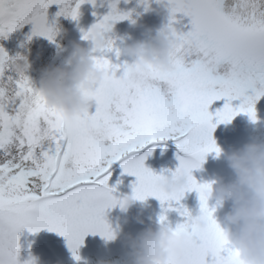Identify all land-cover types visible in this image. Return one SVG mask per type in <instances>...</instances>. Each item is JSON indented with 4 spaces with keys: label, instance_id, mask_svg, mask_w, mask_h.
I'll return each instance as SVG.
<instances>
[{
    "label": "snow or ice",
    "instance_id": "snow-or-ice-1",
    "mask_svg": "<svg viewBox=\"0 0 264 264\" xmlns=\"http://www.w3.org/2000/svg\"><path fill=\"white\" fill-rule=\"evenodd\" d=\"M95 0H0V36L7 37L25 25L31 34L54 42L55 28L46 19L52 3L60 5L57 16L77 21L83 3ZM120 0H109L110 11L82 32L87 41L93 29L106 30L129 13L119 12ZM125 3L128 0H124ZM147 10L148 0H141ZM168 26L176 31L178 47L168 73L152 72L145 84L131 79L127 62L108 58L119 50L113 41L94 56L105 73L93 89L91 109L71 121L47 107L28 76L8 69L10 58L0 48V264H18V233L41 229L56 232L67 243L73 259L88 234L111 238L105 210L119 201L108 187L107 173L122 161L123 174L135 177L132 196L140 201L157 199L166 213L176 211L184 222L170 228L168 264H239L222 228L216 223V205L209 207L210 183H198L192 172L209 154L219 155L213 139L217 125L246 115L256 122V102L264 96V0H165ZM187 17L190 30L178 33L176 15ZM95 15V13H94ZM251 91L252 95H247ZM223 107L209 111L217 101ZM239 101L233 107L232 102ZM215 121V122H214ZM90 124L107 127L110 138L89 133ZM172 140L188 185L180 193L161 192L154 174L144 166L141 149L156 141ZM195 192L206 231L193 223L180 204ZM177 207H173V205ZM25 264H34L29 257Z\"/></svg>",
    "mask_w": 264,
    "mask_h": 264
},
{
    "label": "clouds",
    "instance_id": "clouds-1",
    "mask_svg": "<svg viewBox=\"0 0 264 264\" xmlns=\"http://www.w3.org/2000/svg\"><path fill=\"white\" fill-rule=\"evenodd\" d=\"M154 2L165 6V0ZM148 10L149 5L145 11ZM128 20L130 26H136V20L130 17ZM59 35L61 30L55 29L53 39ZM113 36V25L106 30L93 29L89 34L87 47L72 43L71 51L62 66H46L40 70L39 80L33 83V86L48 108L68 121L91 109L94 102L93 89L99 88L105 76V73L97 68L94 56L99 55L110 40L114 43ZM177 47L176 31L165 23L149 39L123 46L119 50V56L130 61L127 64L131 79L137 85H142L154 71L159 73L172 71ZM29 55L30 50L25 48L23 54L17 53L10 58L8 69L12 74L23 77L31 70ZM231 122L223 125L227 127ZM88 131L102 140H108L111 135L107 127L94 124L89 125ZM219 149V155L213 158L222 157L234 178L225 182L222 177H217L208 182L210 183L206 193L208 201H214L217 207L226 202H230L231 205L221 219H216V223L222 228L228 245L238 251L239 264H264V142L252 139L242 147L227 152ZM202 165L196 170H200ZM176 169L158 181L157 187L161 192L173 195L186 189L189 173L183 169L179 171ZM117 200L119 202L109 210L118 206L124 214L143 202L132 195ZM136 219L137 223H143L139 219V214ZM193 223L200 231L207 230V221L201 213L193 217ZM111 233V238L103 239L106 243L121 239L122 245L129 250L128 264H168L171 255L169 251L171 231L168 226L160 224L156 230L146 228L135 237L128 234L122 236L119 228L111 229Z\"/></svg>",
    "mask_w": 264,
    "mask_h": 264
},
{
    "label": "rangeland",
    "instance_id": "rangeland-1",
    "mask_svg": "<svg viewBox=\"0 0 264 264\" xmlns=\"http://www.w3.org/2000/svg\"><path fill=\"white\" fill-rule=\"evenodd\" d=\"M108 2L109 0H95L94 5L87 2L83 3L79 8L77 21H72L64 16H57L60 5L52 3L47 9L46 19L50 24L55 21L53 27L61 30V35L57 36L54 42L50 43L48 39L40 36H32L31 40H28L27 37L31 34L32 26L25 25L8 34L6 38L0 36V48L9 58L14 57L17 53L23 54L25 48L29 49V60L32 63V68L25 75L32 83H37L42 68L63 65L71 51L72 43H79L81 47L88 46V42L81 39L82 32L87 31L100 18L108 14L110 11ZM148 5L149 10L145 11V6L141 0H128L127 3L120 0L117 4L118 11L129 13L130 19L136 20L137 24L135 27L130 26L128 19L114 23L115 49L120 50L126 44L145 41L154 36L162 24L168 23V11L165 6L157 5L154 0H148ZM173 27L178 33H186L190 30L191 25L187 17L177 14L176 23L173 24ZM108 58L117 63H130L123 56L116 60L113 53H109ZM249 92L252 95L251 91ZM238 103L239 101H233V107ZM223 104V100L214 102L209 111L214 113L223 107ZM255 111L257 116L255 123L250 121L246 115L241 114L237 115L227 127L219 124L212 134L217 147L227 152L242 147L252 139L257 142H264V96L256 102ZM148 152H151V155L146 156L144 166L154 174L167 176L179 166L178 149L172 140L153 142L141 149L137 155H145ZM214 156V153L207 155L202 168L193 170L192 175L198 183L211 182L217 177H222L225 182L234 178L223 158L214 159ZM121 163L122 161L113 164L107 173L109 176L108 187L115 189L113 196L117 199L132 195V185L136 182L135 177L123 174ZM180 204L193 217L199 213V201L195 192L186 193ZM213 206H215V202L209 201V207ZM230 206V202H226L222 206L216 207L214 218L221 219L229 211ZM173 207L177 206L174 204ZM138 214L143 223H137ZM161 214L160 202L153 197H148L142 204L138 203L131 208L127 214L122 213L118 206L111 210L106 209L105 220L111 229L119 228L122 236L125 234L134 236L146 228L156 230L160 225L159 216ZM166 217L167 225L172 229L178 223L184 222L185 219L176 211L167 212ZM17 243L19 247L18 264H25L29 257L35 260L36 264H69L67 254L71 252L67 247L66 240L56 232L41 229L39 232L31 233L28 229H22L18 233ZM128 251L119 238L114 242L106 243L100 235L88 234L78 249V255L82 260L93 259L94 264H100V262L128 264ZM85 261L83 264H88L89 261ZM92 262L90 263L93 264Z\"/></svg>",
    "mask_w": 264,
    "mask_h": 264
},
{
    "label": "bare ground",
    "instance_id": "bare-ground-1",
    "mask_svg": "<svg viewBox=\"0 0 264 264\" xmlns=\"http://www.w3.org/2000/svg\"><path fill=\"white\" fill-rule=\"evenodd\" d=\"M148 34V33H147ZM247 95H250V92L249 93H247ZM136 235H138V234H135L133 237H135ZM80 257V256H79ZM67 258H68V262H69V264H83V262L86 260V259H79V261H76V260H74L73 259V256H72V254L71 253H68L67 254ZM86 261H89V262H87L88 264L90 263V262H92L93 261V259H88V260H86ZM85 261V262H86ZM93 264L95 263V262H92ZM91 264V263H90Z\"/></svg>",
    "mask_w": 264,
    "mask_h": 264
}]
</instances>
